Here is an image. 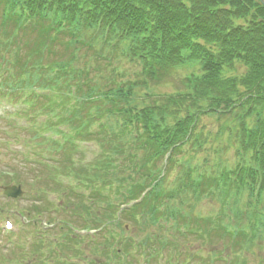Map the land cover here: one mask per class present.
Masks as SVG:
<instances>
[{"label":"trees","instance_id":"16d2710c","mask_svg":"<svg viewBox=\"0 0 264 264\" xmlns=\"http://www.w3.org/2000/svg\"><path fill=\"white\" fill-rule=\"evenodd\" d=\"M11 6H0V45L7 47L15 41L19 32L23 5L29 3H49L50 6H65L76 12L91 14L94 21H101L105 25L117 26V31L127 33L135 31L134 35L141 40L137 50L121 48L124 56L140 60L144 72L154 73L155 69H162L167 74L184 55L183 50H189V57L206 56L207 64L202 77L196 80L193 93L187 95L189 106L193 107L191 114L177 118L180 108L177 106H160L152 101L150 106L141 109L145 121L153 128V138L159 141L163 135L174 141L185 139L190 132V119L195 123L203 114L215 111L226 105L241 107L246 99L249 112L257 111L259 120L254 129L249 131L254 146L255 139L260 138L263 146L262 153L257 158L259 169L249 168L253 175L261 173V184L264 191V6L258 0H0ZM22 5V6H18ZM34 6V5H33ZM10 8V10L8 9ZM237 19H248L246 25H235ZM123 27V28H120ZM127 29L129 31H127ZM206 44H217L218 54L206 48ZM18 63V72L12 78L16 91L33 92L36 89H59L70 98L72 93L79 104L90 103L88 97H107L114 94L117 88V59L110 66L109 72L114 75L108 84L103 86L96 81L98 74L85 78V73L95 66L88 64L87 69H73L71 74L60 79L53 73L52 67L42 63L43 57H30ZM4 65L8 58L1 56ZM37 59L41 60L38 67ZM100 60V59H98ZM241 60L252 66L250 72L240 80L222 75L223 64ZM89 62V58H87ZM6 66V65H5ZM164 67V68H163ZM165 69V70H164ZM11 79V78H10ZM100 79V78H99ZM242 85L240 89L238 85ZM120 92V91H119ZM117 94V92L115 93ZM129 95V94H128ZM148 93L141 97L147 98ZM129 101L139 108L141 102L131 94ZM128 98L126 102L128 101ZM236 98V99H235ZM125 102V103H126ZM145 104L147 101L145 100ZM203 104H206L203 106ZM226 104V105H223ZM208 105V106H207ZM163 116L156 115L162 111ZM238 109V108H237ZM145 112L146 115L143 113ZM237 111L234 117H237ZM175 117V119H172ZM164 118V120H163ZM168 118V119H167ZM186 119V120H185ZM163 122L165 124H163Z\"/></svg>","mask_w":264,"mask_h":264},{"label":"rangeland","instance_id":"374dc122","mask_svg":"<svg viewBox=\"0 0 264 264\" xmlns=\"http://www.w3.org/2000/svg\"><path fill=\"white\" fill-rule=\"evenodd\" d=\"M244 66V65H243ZM127 67V66H125ZM128 76L129 77H135L134 71H136V66L135 65H130L128 66ZM245 71L244 67H240L239 69H235L234 72H236L237 74L240 72ZM188 70L187 69H181V70H177L174 73V77L169 79L168 83H164L160 86V90L161 91H165V92H178L180 90H182V85L179 83V80H177V78L179 76H183L185 74H187ZM225 73L228 72V69H226L224 71ZM232 72V71H231ZM234 74V73H233ZM171 103H167V106H170ZM204 126L205 131L210 130L212 132V135L210 136V140L213 142L211 145L215 146L217 149L219 148V146H223L227 148V155H225V158H230V160H233V155H234V145H235V138L233 137V134L229 131H227V126L224 125V121L220 122L216 116H208L205 117L202 121H199V125ZM200 127V126H199ZM8 129L7 126L5 127V122L0 121V137H5L4 130ZM199 131V130H197ZM10 161L8 163V160L6 159V156H0V168H8L10 166L11 163V157H9ZM13 163H15V161H12ZM17 163V162H16ZM40 173V169H37L34 172H32V167L27 166V171L25 172V174H23V179L24 177L29 178L30 180L33 179L34 174ZM175 175V172L170 173V176L173 177ZM26 185L28 186V183H26ZM213 201V203L209 202V201ZM207 203L214 205V200L213 199H207L206 200ZM22 206H27L29 207V205L32 204V201H29L28 199H24V202L21 201ZM211 205H208L205 203V201H202L201 206H200V211H199V215H203L204 213H206L209 209H211ZM80 208H83L82 206ZM78 208V209H80ZM77 209V208H75ZM73 216V215H72ZM58 218H61L60 214H57ZM62 218H68L67 214H64V216H62ZM52 220H54L52 218ZM76 222H81L80 219H77ZM138 232V231H137ZM139 233V232H138ZM139 235L141 236V234L139 233ZM174 239V240H173ZM173 239L169 238V241L175 242L179 245L180 249L189 251V252H196L199 257H208L210 260L214 259L213 253L210 251H215V247L213 246L211 247H206L202 242H199L197 238L194 237H190V238H186V237H173ZM191 239L195 240L192 241ZM219 241L217 240L216 243H218ZM11 250V249H10ZM9 250V251H10ZM262 250V251H261ZM196 264H204L203 262H197ZM247 264H264V248L259 247V245L254 247V253L250 252V256L249 259L247 261Z\"/></svg>","mask_w":264,"mask_h":264},{"label":"water","instance_id":"95a60500","mask_svg":"<svg viewBox=\"0 0 264 264\" xmlns=\"http://www.w3.org/2000/svg\"><path fill=\"white\" fill-rule=\"evenodd\" d=\"M264 3V0H261Z\"/></svg>","mask_w":264,"mask_h":264}]
</instances>
